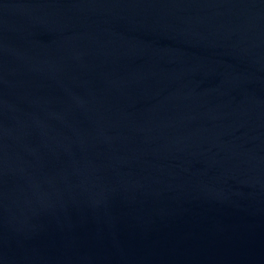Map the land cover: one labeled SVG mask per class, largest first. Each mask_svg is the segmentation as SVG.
<instances>
[{
  "label": "water",
  "instance_id": "1",
  "mask_svg": "<svg viewBox=\"0 0 264 264\" xmlns=\"http://www.w3.org/2000/svg\"><path fill=\"white\" fill-rule=\"evenodd\" d=\"M0 264H264V0H0Z\"/></svg>",
  "mask_w": 264,
  "mask_h": 264
}]
</instances>
